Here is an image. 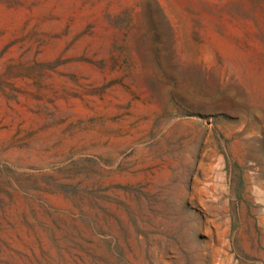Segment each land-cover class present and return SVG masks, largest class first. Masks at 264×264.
<instances>
[{"label":"rangeland","instance_id":"374dc122","mask_svg":"<svg viewBox=\"0 0 264 264\" xmlns=\"http://www.w3.org/2000/svg\"><path fill=\"white\" fill-rule=\"evenodd\" d=\"M0 264H264V0H0Z\"/></svg>","mask_w":264,"mask_h":264}]
</instances>
